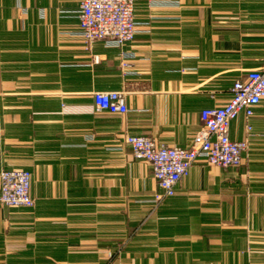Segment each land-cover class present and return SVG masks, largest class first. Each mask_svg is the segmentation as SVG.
<instances>
[{
  "label": "crops",
  "instance_id": "1",
  "mask_svg": "<svg viewBox=\"0 0 264 264\" xmlns=\"http://www.w3.org/2000/svg\"><path fill=\"white\" fill-rule=\"evenodd\" d=\"M78 1L0 0V169L29 170L34 199L0 203V264H264V97L239 165L198 160L158 202L124 142L190 144L201 109L264 65V0H134L133 40L91 51ZM121 89L126 113L94 110L93 91Z\"/></svg>",
  "mask_w": 264,
  "mask_h": 264
},
{
  "label": "built area",
  "instance_id": "2",
  "mask_svg": "<svg viewBox=\"0 0 264 264\" xmlns=\"http://www.w3.org/2000/svg\"><path fill=\"white\" fill-rule=\"evenodd\" d=\"M77 24L86 51H91L97 40L122 47L136 34L134 0H79ZM127 54L120 53L123 72L130 63ZM96 60L97 56L93 55ZM94 110L124 114L128 108L125 91L95 90L92 93ZM264 97V65L251 68L234 79L230 97L222 105L205 107L199 112L200 127L193 134L188 146L166 145L146 135L126 134L124 142L129 145L133 159L148 161L152 176L160 191L155 193L158 202L175 193V186L184 178L191 165L203 160L219 167L237 166L247 155L252 136L248 118L254 107ZM243 113L245 135L241 139L230 137L231 121ZM31 173L23 168L0 169V203L8 207H32L30 195Z\"/></svg>",
  "mask_w": 264,
  "mask_h": 264
},
{
  "label": "rangeland",
  "instance_id": "3",
  "mask_svg": "<svg viewBox=\"0 0 264 264\" xmlns=\"http://www.w3.org/2000/svg\"><path fill=\"white\" fill-rule=\"evenodd\" d=\"M155 196V195H154Z\"/></svg>",
  "mask_w": 264,
  "mask_h": 264
}]
</instances>
